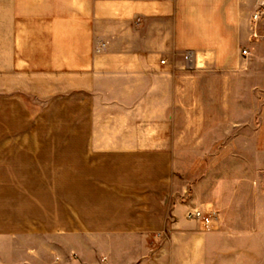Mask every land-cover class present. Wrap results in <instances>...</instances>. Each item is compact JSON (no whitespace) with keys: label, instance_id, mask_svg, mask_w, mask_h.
<instances>
[{"label":"crops","instance_id":"obj_1","mask_svg":"<svg viewBox=\"0 0 264 264\" xmlns=\"http://www.w3.org/2000/svg\"><path fill=\"white\" fill-rule=\"evenodd\" d=\"M259 2L29 0L36 27H12L11 67L35 76L39 93L61 96L73 114L70 135L49 142L68 163L29 169L54 178L31 181L44 192L31 200L38 215L13 221V237L65 238L79 257L42 264H247L253 232L237 214L233 186L211 178L178 184L175 160L193 143L198 159L207 157L203 132L217 121L179 97L190 96L202 68L237 63ZM186 51L193 55L184 67ZM190 128L198 129L192 138ZM193 207L215 212L211 229L185 217ZM45 247L25 251H61Z\"/></svg>","mask_w":264,"mask_h":264},{"label":"rangeland","instance_id":"obj_2","mask_svg":"<svg viewBox=\"0 0 264 264\" xmlns=\"http://www.w3.org/2000/svg\"><path fill=\"white\" fill-rule=\"evenodd\" d=\"M29 9V0H0V260L7 264L75 262L79 257L71 251L68 239L12 235L13 221L38 215L31 200L44 192L33 191L31 181L54 178L28 175L29 169L60 168L68 163V159L60 160L49 152L53 146L49 142L70 135L73 114L69 104L62 105L61 96L40 94L35 76L11 67L15 56L12 27H36L28 22ZM251 17L246 27L247 43L237 48V63L198 70L202 75L191 82L190 96L179 97L182 102L188 99L191 104H203L205 114L217 122L203 132L208 142L201 150L207 157L198 159V145L189 144V153L175 160V174L178 184L211 178L233 186L237 214L246 218L253 232L246 240L243 261L264 264V18L253 25ZM194 114L197 118L198 113ZM175 130L178 136L185 132ZM197 130L189 129L191 138ZM45 195L47 200L53 199L54 192L46 191ZM45 213L52 215L53 209L46 207ZM53 243L61 250L56 255L52 247L51 254L34 257L25 251V246L46 249Z\"/></svg>","mask_w":264,"mask_h":264},{"label":"built area","instance_id":"obj_3","mask_svg":"<svg viewBox=\"0 0 264 264\" xmlns=\"http://www.w3.org/2000/svg\"><path fill=\"white\" fill-rule=\"evenodd\" d=\"M252 22L253 25L257 23L259 20L264 18V0L261 1L260 5L256 10L252 13ZM243 53H246V50H243ZM192 51H186L184 53V67L190 65L192 58ZM161 64H165V60H160ZM185 217L189 220L197 221L201 224L202 228L205 230H209L213 227V221L215 219V212H204L203 210L193 207L186 211Z\"/></svg>","mask_w":264,"mask_h":264}]
</instances>
